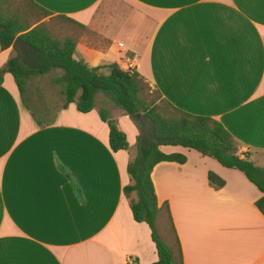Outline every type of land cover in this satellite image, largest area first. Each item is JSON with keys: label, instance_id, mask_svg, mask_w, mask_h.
<instances>
[{"label": "crops", "instance_id": "obj_1", "mask_svg": "<svg viewBox=\"0 0 264 264\" xmlns=\"http://www.w3.org/2000/svg\"><path fill=\"white\" fill-rule=\"evenodd\" d=\"M31 1L84 32L75 39L76 60L90 68L116 63L134 69L176 109L218 122L237 142L240 156L264 168V0ZM17 55L13 47L0 51V69ZM26 98L29 89L22 103L12 76L5 74L0 264L155 262L150 229L133 220L123 193L131 183L127 166L136 156L143 118L136 125L109 110L129 145L126 152L112 153L98 108L80 114L74 104L60 106L46 120L49 112L31 109ZM158 149L186 158L182 165L161 162L150 174L158 215L168 219L169 213L183 264H264L257 187L241 171L194 150ZM208 172L224 185H210Z\"/></svg>", "mask_w": 264, "mask_h": 264}, {"label": "trees", "instance_id": "obj_2", "mask_svg": "<svg viewBox=\"0 0 264 264\" xmlns=\"http://www.w3.org/2000/svg\"><path fill=\"white\" fill-rule=\"evenodd\" d=\"M25 1L22 8L15 0H0V51L13 47L18 52L0 69V84L3 76L10 74L23 103L29 78L59 71L52 83L60 86L62 109L74 104L80 114L93 111L97 98L101 96L104 103L98 108V116L107 125L108 146L112 153L126 152L129 145L125 134L109 119V110L126 116L139 115L151 124V137L137 138L136 156L127 166L131 183L123 187L133 220L145 222L150 229L157 251V260L151 264H183L180 243L169 213L171 240L166 242L158 234L156 218L159 208L150 174L153 167L161 162L182 165L186 158L177 154L165 155L159 151V146L191 149L221 166L241 171L262 193L255 206L264 216V168L256 167L246 160V156L241 157L237 142L218 122L176 109L157 91L154 92L155 97L142 99L146 85L134 69L123 70L116 63L90 68L83 61L76 60L75 39L54 36L47 24L40 23L51 14L31 0ZM54 19L74 24L65 17ZM207 179L215 188L224 185V180L212 172H208ZM164 207L167 210L166 204ZM131 263L135 264L136 259Z\"/></svg>", "mask_w": 264, "mask_h": 264}, {"label": "rangeland", "instance_id": "obj_3", "mask_svg": "<svg viewBox=\"0 0 264 264\" xmlns=\"http://www.w3.org/2000/svg\"><path fill=\"white\" fill-rule=\"evenodd\" d=\"M15 3L22 8L26 5L25 0H15ZM41 22L47 24V28L52 34H54V36H57L58 38L67 36L76 39L78 35H80V38L85 37L83 35L84 32L77 31L73 26H69L67 23H63L62 21L52 17H47L40 21V23ZM38 24L39 23L34 24L33 27ZM58 75V72H53L52 74L46 75L44 77L37 76L28 79L29 83L27 85L29 89V98H26L25 102L31 109H39L41 114L49 112L50 116L46 120L52 118L51 115H53L55 111L63 105V99L60 94V86H56L52 83V79ZM145 85L146 87L141 95L142 99L149 100L150 98L155 97V91L146 83ZM103 103V98L99 96L97 98V106L95 110L101 107ZM36 105H39V108ZM139 122L142 125V136L151 137L152 129L150 122L146 118H143V120H140ZM156 226L160 237L164 241L169 242L172 235L166 213L157 215Z\"/></svg>", "mask_w": 264, "mask_h": 264}, {"label": "water", "instance_id": "obj_4", "mask_svg": "<svg viewBox=\"0 0 264 264\" xmlns=\"http://www.w3.org/2000/svg\"><path fill=\"white\" fill-rule=\"evenodd\" d=\"M129 118L136 124V125H139L138 124V119L140 118L139 115H131L129 116Z\"/></svg>", "mask_w": 264, "mask_h": 264}]
</instances>
